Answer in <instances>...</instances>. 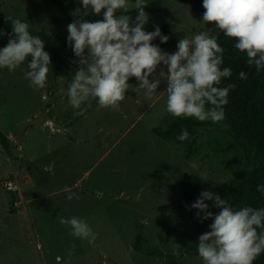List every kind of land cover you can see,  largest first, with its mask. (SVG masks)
I'll use <instances>...</instances> for the list:
<instances>
[{"label":"rangeland","instance_id":"374dc122","mask_svg":"<svg viewBox=\"0 0 264 264\" xmlns=\"http://www.w3.org/2000/svg\"><path fill=\"white\" fill-rule=\"evenodd\" d=\"M66 1L73 11L78 7L82 8L80 0ZM128 2L130 5L134 4L132 0H128ZM145 3L159 8L158 12L146 11L149 14V22L145 25L146 31H154L155 25H159L161 28L169 23L172 25L171 36L178 40L184 37L191 39L201 31L208 32L210 36H215L220 31L215 28L214 22L205 24L202 21L205 9L203 6L194 5L191 0H145ZM0 14L12 20L20 19L26 22L33 35L54 42L68 60L70 50L64 44V40L68 36L67 25L73 21L60 14L57 7L51 2L49 3L47 0H0ZM123 14L129 15L132 22H134L138 10L130 9ZM85 19L88 21L101 20L103 16L102 14L90 15ZM11 33L12 31L0 33V48L7 45ZM159 47L169 53L177 50L173 46ZM27 63L28 60L14 72H9L7 68H0V130L12 140L14 139L17 145L20 142L15 137L20 124L41 112L45 93H51L56 89L55 86L60 77V65L51 59L46 86L42 89L34 88L25 79V72L28 70ZM74 73L75 71L69 75V82L71 75ZM154 75H160L161 84L151 99L146 98L144 90L141 89L137 100H142V105L132 102V100H136L133 94H127L124 98V111L122 107H119L118 110H112L111 108L97 110L93 107L87 111L92 110L97 116V126L109 127L113 133L116 132L121 135L120 138L116 137L119 138L120 143L116 150L115 159L108 164L105 161L99 163L92 172L93 175L99 174L101 177L107 173L110 180L114 179L117 196H119L118 190L122 187L121 182H124V191L130 190L129 184H131L128 177L126 179L120 178L122 176L120 174L123 170L126 171L129 166V164H119L118 160L116 161L120 155H122L120 157L122 159L128 156V154L123 153L122 146L126 143L135 145L133 133L136 131L143 133L142 129L148 128L152 124L159 126L163 118L162 124H164L172 116L166 109L167 92L164 78L167 76V68L161 64ZM129 83L128 89L137 90L138 82L134 77L130 78ZM91 100L92 98L89 102ZM85 103L81 105L80 109H75L69 104V97L65 96L57 98L55 103L48 108L49 112L56 115L60 122L77 115L68 124V129L71 130L76 129L75 123L80 119L79 115L86 113ZM125 114L129 117L127 118ZM137 116H140L136 122L137 124L131 126V120ZM78 117L79 119L76 120ZM160 117L163 118L160 119ZM82 122L90 123L91 121L85 119ZM128 130L134 132L129 133ZM49 133V127H47L46 132L37 125L28 127L20 153L25 154L26 157L39 155L33 159L37 162L34 166L40 164V162L46 164L51 159V155L45 157L41 154L45 151L46 146L51 145L53 142L48 138ZM215 133L216 130L210 128L200 129L199 141L206 142ZM153 134L150 138L146 137L139 146L140 153L137 154L139 156L136 158V165H134L135 159H133L132 165L134 167L138 166L139 169L142 168L143 173L138 174V179H140L138 181L143 182L148 178L150 165L153 168L161 165L160 158L162 156L163 168L166 170V164L173 167L168 174L167 181L164 182L163 179L162 184L157 187V192L150 193V198L142 196V199L139 200V207L126 208L117 200L114 205L110 206V215L104 218H94L95 226L92 225V228L95 229L93 232L96 233L94 244L70 235L69 228L50 229L51 226L59 223L61 218H71L73 214L82 211L83 209L79 206L84 205L86 207L89 205V195L76 194L72 190L74 196L71 200L67 199V192L57 190L49 196L46 195L44 198L34 201L42 203L34 204L35 211H33L30 221V224L32 222V235L24 215L21 216L20 212L11 211V208H14L13 199H11V192L13 191L7 190L5 186L6 182L14 181L9 178L8 171L20 169L21 162H17L19 156L14 152V144L12 147L14 156L12 157L7 154L0 144V264H44L45 262L46 264H56L55 257L58 255L63 257L62 264H165L166 256L174 254V250L179 252L178 256L187 264H203L202 259L197 254L181 252L179 249L180 244L177 242V237L181 233L192 234L198 238L203 234L194 229V220L188 216L187 205L181 190L182 174L185 171L200 174L203 178V191H213L216 184L229 179L236 165L225 157L215 159L212 162L208 159L203 161L198 158L186 159L181 150L171 147L156 132L153 131ZM152 136L158 141H153ZM16 149L19 150L18 147ZM64 149L71 153V156H74L72 150L66 146V148L62 147L56 152L59 159H65ZM119 149L122 151H119ZM209 152L212 157L213 152ZM24 159L21 160L25 162ZM69 161H73V158L69 157ZM27 163L29 164V162ZM37 183H41L44 193L59 188L58 180L57 183L52 181L44 183L41 180L36 181ZM150 186L152 185L148 184L144 189L145 195L148 194ZM1 224H7L9 229H4ZM11 227H14L13 230H11ZM141 228L144 237L150 244L159 246L162 255L149 256L133 248L132 243ZM168 229L171 230V237L169 241L162 242L158 233L165 234ZM37 230L40 231V234H34V231ZM39 235L41 237H37ZM40 240L45 245L43 249L44 259L41 258L38 250V241ZM73 245H75L74 254L69 258V252L72 251Z\"/></svg>","mask_w":264,"mask_h":264},{"label":"clouds","instance_id":"9594fccd","mask_svg":"<svg viewBox=\"0 0 264 264\" xmlns=\"http://www.w3.org/2000/svg\"><path fill=\"white\" fill-rule=\"evenodd\" d=\"M80 3L82 8H76L73 13L77 19L67 25V44L77 57L70 61L77 71L66 88L73 108L80 109L94 98L98 102L97 110H118L133 77L138 82L137 91L143 89L145 97L151 99L161 84L160 75L154 74L163 64L167 68L164 81L169 114L212 123L225 118L224 106L236 85L218 87L222 79L231 78L232 69H221L224 49L216 37L201 31L191 39L181 38L177 50L169 53L153 43L157 37L161 43L169 40L159 25L154 26V31L145 30L149 22L145 0H135L131 5L128 0H80ZM203 8L202 21L214 22L215 28L225 36L235 38L234 47L246 53L249 66H255L257 71L264 69V0H203ZM130 9L138 10L134 22L123 14ZM118 11L120 15L116 14ZM101 14V20L85 19ZM11 24L9 41L0 48V68L14 72L28 60L25 79L30 86L42 89L51 65V56L44 50L45 42L30 32L26 22L15 19ZM239 78L246 80L247 74L241 71ZM87 106L91 107V103ZM188 136L187 129H183L177 139L184 141ZM257 190L264 193V184ZM64 191L71 200L74 196L71 189L65 187ZM205 201H212L220 211L213 213ZM190 208L199 210L196 218L200 222L214 217L209 225L211 230L198 238L197 251L203 264H254L264 253V208L236 209L218 193L207 190L201 192ZM60 223L70 229V235L94 244L96 233L85 220L73 216L61 218ZM74 249L75 245L69 258ZM174 254L179 252L174 250ZM55 260L56 264H62L63 257L58 255Z\"/></svg>","mask_w":264,"mask_h":264},{"label":"trees","instance_id":"16d2710c","mask_svg":"<svg viewBox=\"0 0 264 264\" xmlns=\"http://www.w3.org/2000/svg\"><path fill=\"white\" fill-rule=\"evenodd\" d=\"M55 5L63 16L74 21L76 17L74 11L66 0H47ZM135 3V0H132ZM196 6H203V0H191ZM145 11L158 12L159 8L149 6ZM118 11L116 14H119ZM91 21H96L95 19ZM12 19L0 14V33L11 32ZM171 24H165L160 29L163 35L169 36L166 43H161L157 37L153 43L161 46H173L177 48L178 39L171 36ZM41 37V36H40ZM217 42L224 49L223 63L221 69L229 67L232 69L231 78H224L218 87H225L228 84H235L228 96V104L224 106L225 118L218 122H201L194 117H173L171 116L164 124L153 127V131L162 137L171 147L181 150L186 159L198 158L200 160L213 161L215 159L227 158L232 164L236 165L232 175L226 181L216 184L213 193H218L221 198L228 200L236 209L250 206L254 208H264V193L257 190L258 186L264 184V69L257 71L255 66L247 64L246 53H241L234 47L235 38L225 36L221 30L216 36ZM45 42V51L49 52L51 59L60 65V77L64 63L71 64L73 51L67 44H64L70 50L69 58L62 50L51 40L41 37ZM243 71L247 74L246 80L239 78V73ZM59 77V78H60ZM59 80V79H58ZM58 80L55 88H58ZM54 89L51 94L56 90ZM136 94V90L127 89L125 94ZM91 107L85 103V109H92L98 102L92 98ZM210 107V105H206ZM213 129L216 133L206 142L199 141L200 129ZM183 129H187L189 136L186 140L180 141L177 136ZM0 144L11 157L13 141L4 132L0 130ZM209 151L213 152V156ZM203 178L200 174L185 171L181 178V190L185 203L187 205L188 216L194 220V229L197 232L205 233L210 231L209 225L213 218L200 222L196 218L199 211L190 206L197 200L203 191ZM210 205L213 213H218L220 209L213 206L212 201H205ZM13 207L15 200H13ZM258 232L261 230L258 229ZM159 238L162 242L169 241L171 230L168 229L165 234L159 232ZM181 252H193L198 255L197 245L198 237L192 234L181 233L177 237ZM135 250L143 252L149 256L159 255L161 253L159 246L152 245L144 237L142 228L136 234L132 243ZM199 256V255H198ZM165 264H187L180 256L169 254L166 256ZM254 264H264V253H262Z\"/></svg>","mask_w":264,"mask_h":264},{"label":"crops","instance_id":"0c3cea01","mask_svg":"<svg viewBox=\"0 0 264 264\" xmlns=\"http://www.w3.org/2000/svg\"><path fill=\"white\" fill-rule=\"evenodd\" d=\"M140 93L141 90L139 91L136 90V94L134 95V98L136 100H132V102L138 105H142V100H137L139 99ZM127 94L130 95L129 93ZM119 107H122L124 111L125 100L120 102ZM94 108L98 109V105H96ZM79 116L80 119L78 117L76 120L78 119L79 120L78 122L75 123L76 129L73 128L69 130L68 125L64 130L56 129L54 128L52 122H47L43 126L37 125L41 127L45 132L47 131V127H49L50 133L48 135V138L50 139V141H53L52 144L46 146L45 151L41 153L45 157L51 155V159L46 164L43 162L41 164L40 162V164L34 166V164L37 162L36 160L33 159L37 158L39 155L36 157H26L25 154L20 153V150L22 149V143L28 129L26 130L23 136V140L20 142L19 145L15 144L16 141H14V139L12 140L11 138L14 144L13 147L14 152L17 156H19L17 162L18 163L21 162L19 166L20 169H14L8 171L9 178H12L14 180V185L17 188L16 192L15 191L11 192L12 193L11 199L17 201L18 206L11 208V211L20 212L21 216L24 215L32 235H33V229L31 226L32 222L30 224V221L33 211H35L34 204L42 203V202H34L35 200L44 198L46 195L49 196L50 194L55 193L57 190H59V192H63L65 187L70 188L76 194H80V193L87 194L90 196V197L87 196L89 197L88 198L89 205L86 207L84 205L79 206L83 210L73 214L72 216H76L78 218L85 220L92 228V225L93 227L95 226L94 218H104L110 215V206L114 205L115 201L117 200L119 203L123 204L126 208L139 207V200L142 199V196H144L145 198H150V193L153 194V191H155L156 193L158 190L157 187L162 184L161 182H163V179L164 182L167 181L168 174L173 169V167H171L170 164H166L167 167L166 170L165 168H163L162 156H161L160 158L161 165L156 166L154 168L152 167V165H150V167L148 168L150 169V171L146 181L143 182L138 181L140 180L138 179L139 177L138 174L143 173V171L142 168L139 169L138 166H135L137 167L135 168L132 165L133 159H135L134 165H136V158H138L139 156L137 154L140 153L138 148L143 143L146 137L149 138L151 137V135L153 134V127H155L156 124L149 125L148 128L142 129L144 131L143 133L136 131L135 133H133V138L135 137L136 144L134 145V144L126 143V145L122 146L123 153L128 154V156L122 159L120 158L122 155H120L118 159H116V161L118 160L119 164H124V163H126V165L129 164L127 170L126 171L123 170V172L120 174L122 175L120 178L126 179L128 177L129 180L131 181L130 182L131 184H129L130 190L128 191L123 190L124 182H121L120 185H122V187L118 190L119 196H117L116 182L114 179L110 180L108 178L107 173L103 174V177H101V175L99 174L93 175L92 172L95 169V167L99 165V163L105 161L106 164H108L115 159L116 150L117 147L119 146L118 145L120 143L119 138L121 135L116 132L113 133V131L109 127L104 128L102 126H97L96 125L97 116H95L92 110L90 112L83 113ZM125 116L127 118L129 117L126 114ZM139 117L140 116H137L136 118L131 120L132 122L131 126L133 125L135 126V124H137L136 122L138 121ZM157 118H159V116H157ZM162 118L160 117V119ZM85 119L91 122L83 123L82 121H84ZM163 120L164 118L162 119V121H160L161 124ZM95 126L96 128H94ZM128 131L129 133L134 132L133 130L132 131L128 130ZM154 136H152L153 141L154 140L158 141L156 140L158 139L157 136H155L156 139L154 138ZM66 146H68L72 150L74 156H71L70 155L71 153L67 152L64 149L63 154L66 157L64 160H61L56 155V152L62 147L66 148ZM17 147L19 150L16 149ZM119 151L122 150L119 149ZM98 154L100 156H97ZM69 157H72L73 161H69ZM22 158H25L24 160L26 161L25 162L22 161L21 160ZM27 162H29L30 165ZM38 180H41L44 183H48L50 181H52L53 183L54 182L57 183L58 180L59 188L44 193L42 191L43 189L41 183L36 184V181ZM148 184L152 185L150 186L152 188L150 190L149 187V192H147L148 194L145 195L144 189ZM133 188L135 189L132 190ZM13 200H12V204H13ZM1 227H3L4 229H9L7 224L5 225L1 224ZM13 228L14 227H11V230H13ZM59 228H68V227L62 225L59 222L51 226L50 229H59ZM92 230L95 231L94 228H92ZM34 234H40V231L39 230L34 231ZM37 237H41V236L39 235ZM44 246L45 245L41 240L38 241V250L42 259H44V252H43ZM44 264H46V262Z\"/></svg>","mask_w":264,"mask_h":264},{"label":"water","instance_id":"95a60500","mask_svg":"<svg viewBox=\"0 0 264 264\" xmlns=\"http://www.w3.org/2000/svg\"><path fill=\"white\" fill-rule=\"evenodd\" d=\"M75 59H77V57H75L73 54L72 60H75ZM74 71H77V66L75 64H72V63L64 64L61 77L59 78V81H58L59 86L52 94L50 92L45 93V99L42 102L41 112L32 118L26 119L20 124L18 128V132L15 137L18 142H21L23 140V136L26 130L31 125L43 126L47 122H52L54 128L64 130L66 126L70 124L77 117V115H75L74 117L68 120L60 122L56 115H53L49 112V108H48L50 105L55 103L57 98L67 96L66 88L69 82V75Z\"/></svg>","mask_w":264,"mask_h":264},{"label":"built area","instance_id":"2783aa9c","mask_svg":"<svg viewBox=\"0 0 264 264\" xmlns=\"http://www.w3.org/2000/svg\"><path fill=\"white\" fill-rule=\"evenodd\" d=\"M5 186H6L7 190H10V191H15L17 189L14 185V181H12V180L6 182ZM15 206H18L17 201H15Z\"/></svg>","mask_w":264,"mask_h":264},{"label":"flooded vegetation","instance_id":"af4514ba","mask_svg":"<svg viewBox=\"0 0 264 264\" xmlns=\"http://www.w3.org/2000/svg\"><path fill=\"white\" fill-rule=\"evenodd\" d=\"M53 115H54V114H53ZM70 118H72V116H71ZM70 118H68V119H70ZM68 119H67V120H68ZM64 121H65V120H64Z\"/></svg>","mask_w":264,"mask_h":264}]
</instances>
